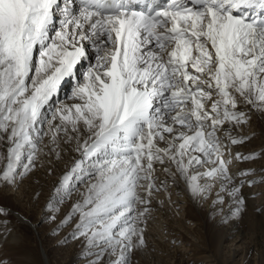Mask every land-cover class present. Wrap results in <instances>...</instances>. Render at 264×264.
Returning a JSON list of instances; mask_svg holds the SVG:
<instances>
[{"label":"snow or ice","instance_id":"1","mask_svg":"<svg viewBox=\"0 0 264 264\" xmlns=\"http://www.w3.org/2000/svg\"><path fill=\"white\" fill-rule=\"evenodd\" d=\"M62 2L0 0V188L23 183L45 149L58 156L61 134L75 141L78 157L53 185L45 218L76 193L56 227L75 220L72 238L95 250L88 264H139L154 251L147 226L165 183L158 170L193 197L218 187L233 206L217 222L242 219L244 181L234 183L230 164L251 157L231 156L228 145L244 142L237 128L264 119V0ZM89 47L95 63L81 78ZM66 80L75 82L72 103L49 119ZM225 203L218 193L213 205ZM9 215L0 204V264H12L3 252Z\"/></svg>","mask_w":264,"mask_h":264},{"label":"rangeland","instance_id":"2","mask_svg":"<svg viewBox=\"0 0 264 264\" xmlns=\"http://www.w3.org/2000/svg\"><path fill=\"white\" fill-rule=\"evenodd\" d=\"M55 28L58 29V27ZM67 82L68 80L63 83V89L61 87L59 95L62 96V94L65 95L72 91L73 84L68 86ZM62 100L60 99L53 103L46 110L45 115L48 118L51 116V109ZM245 126L247 127L237 129L239 134H243L242 136L245 138L243 143L237 145H243L248 148V153H241L243 149H238V153L242 154L241 157L250 156L251 158L237 161L245 168L237 171L232 167L231 170H233L234 183L243 181L237 180L241 178L240 174H252L255 177L250 178L249 181L253 182L251 184H249V181H244L241 189L242 194L248 196L246 201L249 204H247L242 219L236 218L232 220L238 230L232 232L230 237L223 240L221 246H219L217 244L220 241V237H222L221 226L216 228L215 223L220 215L211 216L210 207L212 204L207 207V198L200 199L198 211L194 210L189 203L174 202L173 205H182L180 208L173 206V209H169L168 214L171 218L162 217L159 214L153 215L154 211L152 212L151 210L147 233L151 237L148 236L149 248L154 249V251L149 252L146 250L143 260L139 264H161L160 262L165 264H208V262L209 264L214 262V264H223V257L227 258V264H249V262L250 264H262L260 250L264 247V230L259 219L264 224V183H261V180L264 179V119L254 116L251 122ZM44 156H46L45 153L42 157ZM42 160L44 162L39 160L41 166L45 164V166H51L52 168V164H49V161L43 158ZM35 171L36 169L34 168L32 173H35ZM28 177L24 181H27ZM36 177H38V174ZM58 180L59 178L51 175L42 179L39 177L37 179L34 178L23 188L21 184L24 183H21L18 187L11 189L13 191L0 188V204L6 206L9 210L18 211L20 215L23 214L21 216L30 219L29 221L36 225L37 230L36 237L34 230L29 225L16 221L10 211L11 215L6 218V227L13 230L14 241H10L4 247L3 252L12 264H44L43 258L39 253L38 244L44 250L49 264H88L89 260L95 259V250L87 248L83 238H72L71 233L75 228V220L61 226L58 230L56 227L63 219L65 213L71 210V205L76 199L75 192L70 197L64 196L63 202L57 205L59 210L55 213L56 219L54 221L45 218L46 201L54 192L53 185ZM21 188L24 192L20 194ZM36 193H39V195L37 196ZM178 198L180 197L178 196ZM226 199L230 200L227 202L229 205L226 206L228 208L232 207L231 199L228 196ZM219 209L222 212L223 205L219 206ZM180 214H183V216H180ZM157 220L160 224L157 223ZM162 220L163 222H161ZM154 224L158 225V230H156ZM3 229V218H0V231H3ZM151 231L153 232V237L151 236ZM15 237H18V241H15ZM160 239L162 241L157 244ZM249 249H251V252H249Z\"/></svg>","mask_w":264,"mask_h":264},{"label":"bare ground","instance_id":"3","mask_svg":"<svg viewBox=\"0 0 264 264\" xmlns=\"http://www.w3.org/2000/svg\"><path fill=\"white\" fill-rule=\"evenodd\" d=\"M77 6L76 3H74L72 5L73 8H75ZM63 7V2L61 0V8ZM78 14V12H77ZM60 19H62V17L59 15V11L57 12V19L55 20L54 22V25H53V28L55 27H59V22H60ZM57 29V28H56ZM86 57L85 59H82L81 62L76 66V72H77V75L78 76H81L82 78V75L83 73H85L89 67L90 64H94L95 63V51L94 49H92L91 47L88 48L87 50V53H86ZM75 82L73 80H68L67 82V85H71V84H74ZM63 89V87H62ZM72 91L71 92H68L66 93L65 95L62 94L59 95V93L54 96L50 102V106L59 101L60 99H63L62 101H60L58 104L55 105L54 108H52L51 110V114L53 111H55L57 108H59L62 104H71L72 103ZM50 106L47 108L49 109ZM51 118V116H50ZM49 118V119H50ZM45 129L47 127V123L45 124ZM247 126H243L241 128H246ZM238 129V128H237ZM234 135H237L238 138L240 137H243L242 135L243 134H239L238 130H236L235 133H233ZM64 140V137L63 135L61 134V142L59 143V146L57 147V145H52V147L55 149L56 152H59V155L57 156L56 154H49L48 153V150L45 149L44 150V153L46 154V156L42 157L43 154L41 155V157L37 160L36 162V171L35 173H31L27 179V181H23L24 184H21L22 185V188L28 183V182H31L34 178L37 179L38 177L39 178H43L46 176H51L53 175L54 177L56 176V178H60L67 170L68 168L70 167L71 165V162L73 159H75L76 157H78V153L74 150L75 148V141H72L71 143H65L63 142ZM238 149H243L241 150V153L245 154V153H248V148H245L243 145L242 146H238V145H228V150H229V153L231 154V156H235L236 153H238ZM242 155V154H241ZM231 156H230V159H231ZM43 159H46L47 161H49V164L51 163L52 164V168L51 166H45V164L43 166H41L39 160H41V162L43 161ZM238 160H235V159H232L231 160V164H230V170L232 169H236L237 171H240L242 168H245V166H243L240 162L237 163ZM44 162V161H43ZM46 163V162H45ZM43 164V163H42ZM58 165H61V166H58ZM41 167V168H40ZM235 167V168H234ZM43 170V171H42ZM244 171V170H243ZM39 172V173H38ZM231 173L233 175V170H231ZM34 174H36L34 176ZM38 174V177H36ZM43 174V175H42ZM245 174V173H244ZM157 176H158V181H164V185L159 187L158 189L154 190L153 191V195H152V201H151V210L153 212V215H156V214H159L160 216L162 217H170V215L168 214L169 213V209L172 208L173 209V206H178L179 208L181 207L182 204H176V205H173V203L175 202H181V203H184V204H190L194 210L198 211L199 209V202H200V199L201 197L197 196V197H193L186 189V186L184 184V182L182 180H175V182H173V178H170V177H166L162 172H160L159 170L157 171ZM241 178L237 179V180H243L245 182L249 181L250 178H253L255 176H253L252 174H248V175H243V174H240L239 175ZM235 181V180H234ZM53 184V183H51ZM21 188V190L19 191V193H23V189ZM5 189V188H4ZM6 189H13L11 187L9 188H6ZM13 191V190H11ZM220 194V195H223L224 196V199L226 201L225 204H223V212H227L228 211V207L226 205H229V203L227 204V202H229L226 197H227V194L226 193H220L219 192V188L218 187H214L213 190L207 194V199H206V204H207V207L209 206V204H212L211 205V216L212 217H215L214 215L215 214H219L221 215V212H220V209H219V206L221 205H213V201L216 199V196L217 194ZM178 196L180 198H178ZM243 196L246 198L248 196H245V194H243ZM205 199V198H204ZM202 200V199H201ZM205 201V200H204ZM247 204H249L248 201H246ZM180 205V206H179ZM233 205V204H232ZM249 206V205H248ZM222 208V207H221ZM12 212V215H13V218L20 222V220L18 219V217H23L20 215V213L18 211H13V210H10ZM179 212V210H178ZM177 212V213H178ZM179 214V213H178ZM151 215V214H150ZM159 216V217H160ZM180 216H183V214ZM179 216V217H180ZM157 217V216H156ZM155 217V218H156ZM154 218V217H153ZM165 218V219H166ZM171 218V217H170ZM181 218V217H180ZM220 219V217H218ZM219 219L217 221H219ZM30 220V219H29ZM155 220V219H154ZM167 221V219H166ZM216 221L215 223V227L219 228L220 226V230H221V234H222V237H220V241L217 245L221 246L223 240H225L227 237H230V234L232 232H236L238 230V228L236 227V224L235 222L231 221L230 223L228 224H220ZM163 222V220L161 221ZM259 222L261 224V227L262 229L264 230V224H263V221L259 219ZM21 223V222H20ZM157 223H158V220H157ZM166 223V222H165ZM169 223V222H168ZM160 224V223H158ZM25 225H29L30 228H32L34 230V233H35V236L37 235L36 233V225L32 222L29 221V224H25ZM155 225V224H154ZM156 226V225H155ZM166 227H167V223H166ZM158 225L156 226V230H158ZM153 231V230H152ZM150 232L151 233V236L153 237L152 233L153 232ZM264 234V233H263ZM147 236L150 237V234L147 233ZM37 237V236H36ZM14 233H12V238L9 239V242L10 241H14ZM151 238V237H150ZM15 241H18V237H15ZM154 241V240H153ZM160 241H162L161 239L159 240V242H157V244H160ZM162 244V243H161ZM41 246L38 244V249H39V253L41 254L42 258H43V261H44V264H49L48 263V260L44 254V250L42 249V247L40 248ZM218 247V246H217ZM85 248V247H84ZM81 251V250H80ZM157 255V254H156ZM234 255V253H233ZM232 255V257H233ZM156 258V257H155ZM160 259V258H159ZM73 260V259H72ZM158 260V259H157ZM161 264H165L164 262H160ZM212 263V262H211ZM215 263V262H214ZM212 263V264H214ZM222 263L223 264H227V258L226 257H223L222 259ZM209 264V262H208ZM262 264H264V262H262Z\"/></svg>","mask_w":264,"mask_h":264}]
</instances>
